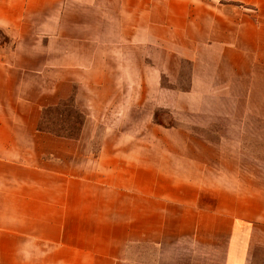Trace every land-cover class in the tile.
I'll list each match as a JSON object with an SVG mask.
<instances>
[{
  "label": "crops",
  "instance_id": "0c3cea01",
  "mask_svg": "<svg viewBox=\"0 0 264 264\" xmlns=\"http://www.w3.org/2000/svg\"><path fill=\"white\" fill-rule=\"evenodd\" d=\"M124 45L191 65L198 104L227 99L216 106L239 130L228 135L264 139V0H0V264H143L129 256L141 244L158 247L151 264H170L162 260L189 236L201 242L204 197L240 202L223 183L226 150L199 130L180 134L162 166L135 158L94 173L79 159L81 138L45 126V108L90 88L107 73L98 62ZM223 215L224 264H247L251 223L263 215Z\"/></svg>",
  "mask_w": 264,
  "mask_h": 264
},
{
  "label": "rangeland",
  "instance_id": "374dc122",
  "mask_svg": "<svg viewBox=\"0 0 264 264\" xmlns=\"http://www.w3.org/2000/svg\"><path fill=\"white\" fill-rule=\"evenodd\" d=\"M151 54L148 49L127 45L109 51L106 64L98 62L96 67L97 71L105 68L106 75L92 76L90 88L76 87V92L64 95L56 106L45 108L44 117L52 119L45 126L81 138L86 155L79 159L89 163L94 173L102 170L101 164L111 172L117 163L126 164L131 159L136 161L135 158L141 163L162 166L164 151L180 147L184 141L180 134L196 130L221 142L226 150L221 164L229 169L221 173L227 179L223 183L235 187L240 202L216 203L214 198L204 197L201 242L197 244L195 237L189 236L182 242V250L168 253L162 263L224 264L231 235L227 231L230 222L224 219L223 212L249 209L252 218L257 213L263 216L251 223L247 264H264V139L240 141L228 135L239 130L221 118L225 109L216 106L225 105L227 99L219 100L209 94L198 104L200 96L192 91L193 67L150 59ZM252 127V134L259 133V125ZM260 133L264 136V127ZM243 148L245 156L238 154ZM249 195L251 205L244 204V197ZM209 212L219 216L210 220ZM211 223L218 226L212 236L207 226ZM188 225L193 226V221ZM129 256L135 262L151 264L158 256V247L135 245Z\"/></svg>",
  "mask_w": 264,
  "mask_h": 264
}]
</instances>
